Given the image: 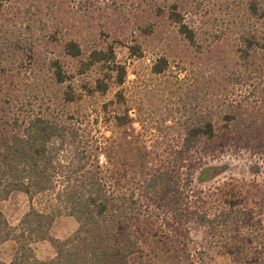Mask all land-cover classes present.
<instances>
[{
  "label": "trees",
  "instance_id": "1",
  "mask_svg": "<svg viewBox=\"0 0 264 264\" xmlns=\"http://www.w3.org/2000/svg\"><path fill=\"white\" fill-rule=\"evenodd\" d=\"M56 1L48 4L57 12L52 31L31 8L0 22V203L14 192L29 202L16 225L0 211V247L15 244L0 264H212L191 238L200 231L234 264H264V185L194 189L191 177L202 178L203 162L227 152L264 169V0L224 1L235 15L226 33L233 30L236 68L201 72L202 93L180 99L177 140L160 154L136 140L121 89L98 100L126 77L116 45L93 33L73 36L81 21L93 28L90 11L101 4ZM67 3L70 12L62 10ZM190 4L172 0L160 15L205 53L187 21ZM116 43L141 57L138 45ZM165 66L156 62L151 71ZM63 214L77 228L55 239L50 229ZM40 241L53 247L51 258H36L32 244Z\"/></svg>",
  "mask_w": 264,
  "mask_h": 264
},
{
  "label": "rangeland",
  "instance_id": "2",
  "mask_svg": "<svg viewBox=\"0 0 264 264\" xmlns=\"http://www.w3.org/2000/svg\"><path fill=\"white\" fill-rule=\"evenodd\" d=\"M18 1L20 3H17ZM97 1L101 4V10L95 11V7L90 11V15L94 17L93 28L81 21L73 36L82 41L87 33L100 35L107 43L116 45V60H120L126 67L124 84L118 88L111 87L107 94L98 97V100L108 101L121 89L125 100L122 109L128 111L133 121V128L138 133L136 140L140 145H145L148 151L156 149L160 154L162 147H172L173 139L177 140L178 134L173 127V122H176L180 113H177V107L182 106L181 98L186 102L189 100V91L193 89L197 92L203 87L205 79H199L201 72L208 66L215 67L221 73L226 65L231 69L236 68L233 30L226 33L232 26L235 15H231V10L227 9L230 6H226V0H191L187 21L195 29L203 50H206L205 53L198 54L176 34L173 24L160 15L163 12L160 9L166 12L165 7L169 6L172 0ZM48 4L49 0H0V22L4 17L10 18L15 13L31 8L30 14L38 16L45 23L47 30L52 31L57 12L53 10L51 13ZM59 4L60 0H57L56 5ZM36 5L39 9L35 8ZM66 5L67 8L63 6L62 10L69 9L70 12L71 4ZM118 38L124 45H138L142 51L141 57L129 56L126 47L116 43ZM216 39L217 42H214ZM159 61H164L166 66L160 73H153L152 65ZM90 75L93 77L95 73ZM105 134L109 135V132ZM166 156L167 153L163 155L165 158ZM205 161L202 165L207 169L206 175L200 178L199 171L191 175L194 189L214 187L222 182L264 185V169L254 168L252 159L245 153L234 156L227 152L218 159ZM115 172L124 174L120 168ZM42 203L44 202L34 200L38 207H41ZM28 207L27 197L19 192L12 193L6 201L0 203V211L11 225L19 222ZM76 228L75 220L63 214L55 218L50 235L62 240ZM191 238L202 245L212 264H234L228 255L220 253L216 247L207 243L203 232H195ZM32 249L39 260L54 255V249L48 241L33 243ZM14 250L13 241L5 242L0 247V259L4 262L10 261Z\"/></svg>",
  "mask_w": 264,
  "mask_h": 264
}]
</instances>
